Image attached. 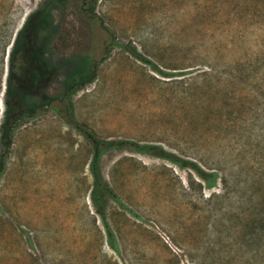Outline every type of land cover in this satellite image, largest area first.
Masks as SVG:
<instances>
[{
  "label": "rangeland",
  "instance_id": "obj_1",
  "mask_svg": "<svg viewBox=\"0 0 264 264\" xmlns=\"http://www.w3.org/2000/svg\"><path fill=\"white\" fill-rule=\"evenodd\" d=\"M44 1L0 0V119L10 48ZM78 1L51 9L49 36L52 53L97 61L74 119L217 178L207 188L165 159L104 152L114 251L89 199L87 138L50 111L20 120L2 155L0 264H264V0H97L91 19Z\"/></svg>",
  "mask_w": 264,
  "mask_h": 264
},
{
  "label": "trees",
  "instance_id": "obj_2",
  "mask_svg": "<svg viewBox=\"0 0 264 264\" xmlns=\"http://www.w3.org/2000/svg\"><path fill=\"white\" fill-rule=\"evenodd\" d=\"M66 1L45 0L40 7L27 14L10 48L0 119V174L3 170L2 155L7 151L13 130L20 120L48 111L64 119L66 123L84 134L90 144L88 172L92 181L89 199L95 214L104 226L106 244L116 251L115 238L106 222V206L109 201L119 204L120 202L112 188L103 180L100 172L99 160L104 152L112 149H128L165 159L177 167L191 169L207 188L214 185L217 174L202 169L195 162L182 158L159 144L129 139L98 138L74 119L71 98L85 84L93 80L97 61L87 52L54 54L49 50V36L55 29L50 23V11L54 6H61ZM96 1H78L79 7L86 4V7L80 10L83 17L91 19L94 16ZM109 46L110 43L103 47L105 54ZM124 47L135 59L150 63L158 74L169 75L141 56L134 48Z\"/></svg>",
  "mask_w": 264,
  "mask_h": 264
}]
</instances>
